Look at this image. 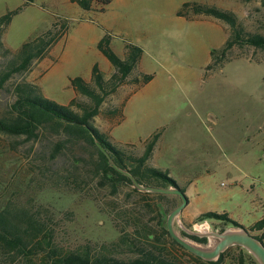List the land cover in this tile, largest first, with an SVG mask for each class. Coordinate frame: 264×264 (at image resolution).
Here are the masks:
<instances>
[{
	"label": "rangeland",
	"instance_id": "obj_1",
	"mask_svg": "<svg viewBox=\"0 0 264 264\" xmlns=\"http://www.w3.org/2000/svg\"><path fill=\"white\" fill-rule=\"evenodd\" d=\"M185 2L231 9L247 30L264 32L262 0H112L104 12L85 10L76 0H0V16L22 7L2 35L12 50L43 32H57L60 25L67 26L42 58L36 59L28 71L16 73L0 90V115L5 114L13 99L15 84L25 80L37 83L43 96L62 104H70L74 95L87 100L85 95L74 92L70 79L80 76L89 81L95 64L106 76L115 71L113 65L105 69L110 61L98 42L109 34L111 48L123 59L129 56L127 44L138 45L143 53L136 69L152 74L154 79L146 93L155 91L158 85L164 88L162 91L177 93V107L187 111L194 121L202 114L207 124H194L188 129L190 138L197 139L195 134L206 137L214 152L209 179L191 181L192 206L198 212H228L245 224L264 214V49L236 44L231 52L214 59L212 50L221 48L230 37L229 24L205 14L190 12L188 18L178 15ZM93 5L94 9L98 7L96 1ZM8 58L1 54L0 64ZM115 103H120L116 93L108 97L105 105ZM142 105L138 103L122 114L117 112L118 123L112 131L104 108L94 124L109 131L117 143L131 142V148L142 153L146 139L154 131L151 127L134 129L150 117L151 110H144ZM50 139L57 138L51 135ZM45 141L0 132V202L14 198L19 204L31 200L46 205L53 213L50 226L56 241L66 248L116 240V212L138 211L142 206L140 193L131 185H123L113 194L110 187L98 186L96 179L90 180L83 191L96 195V201L66 188L37 189L38 182L51 179L58 168L70 161L62 157L43 164L39 155L45 150ZM180 177L182 184L187 183L184 175ZM197 215L182 211L175 220V230L179 234L181 230L219 231L220 224L215 229L211 221L195 223ZM155 223L153 220L150 224L155 227ZM186 238L206 249L216 243L211 237L207 244ZM238 251L232 246L220 264H237ZM173 252L184 260L190 259L192 264H201L181 248L173 247Z\"/></svg>",
	"mask_w": 264,
	"mask_h": 264
},
{
	"label": "trees",
	"instance_id": "obj_2",
	"mask_svg": "<svg viewBox=\"0 0 264 264\" xmlns=\"http://www.w3.org/2000/svg\"><path fill=\"white\" fill-rule=\"evenodd\" d=\"M76 1L85 10L104 12L112 0ZM95 1L98 7L94 9ZM262 2L264 4V0ZM21 9L19 7L0 16V55L9 56L6 63L0 64V90L5 88L16 73L28 71L33 62L42 58L67 28L62 24L57 32L50 29L23 42L18 50H12L5 45L2 35ZM190 12L213 16L229 24L230 37L221 48L212 50L214 59H220L221 53L224 56L231 52L236 44L264 49V32L247 30L233 10L214 4L185 2L178 15L188 18ZM54 24L58 26L57 22ZM98 47L113 64L115 71L106 76L95 64L89 81L80 76L70 79L75 91L88 97L87 100L75 96L70 104H62L43 96L37 83L20 81L14 86L13 99L8 109L0 115V132L25 136L28 140H47L44 143L45 150L39 155L43 164L62 157L70 158L69 163L58 168L51 179L38 182L37 189L66 188L82 194L84 186L96 179L98 186L110 187L113 194H117L123 185H131L135 192L140 193L142 206L131 214L126 211L116 212L113 218L119 232L116 240L101 244L86 242L66 248L56 241L54 228L50 226L53 213L46 205L31 200L19 204L14 198L7 199L0 202V264H19L23 261L27 264H192L190 259L184 260L177 256L173 247L181 248L201 264H220L232 246L216 260L210 261L187 250L171 236L167 226L168 215L181 203V197L177 194L139 190L128 175L112 164L110 157L99 146L103 145L114 163L131 172L141 184L173 186L186 192V186L178 184L167 169L150 162L162 129L145 141L142 153H137L131 148L132 144H116L108 131L94 124L95 117L103 112V108L106 115L113 118H116L117 112L123 113L124 102L105 105L108 97L116 93L119 87L132 84L138 88L152 79V74H143L136 69L143 53L140 46L127 44L129 56L123 59L111 48L110 35L106 34L98 42ZM51 135L56 136V141L50 139ZM84 194L97 200L93 193ZM194 219L195 223L211 221L216 225L215 229L220 224L219 231L229 226L242 225L228 212L214 210L203 211ZM153 220L156 222L155 227L150 224ZM248 229L264 243V216ZM181 235L198 243L209 242V237L194 232L181 230ZM234 247L239 249L237 264H260L245 247Z\"/></svg>",
	"mask_w": 264,
	"mask_h": 264
},
{
	"label": "crops",
	"instance_id": "obj_3",
	"mask_svg": "<svg viewBox=\"0 0 264 264\" xmlns=\"http://www.w3.org/2000/svg\"><path fill=\"white\" fill-rule=\"evenodd\" d=\"M111 65H113L111 62L108 63L105 69H109ZM153 81L154 79H151L149 82L138 88L132 84H124L118 88L116 95L120 103H125V111H127V109H134L138 103L143 104L142 108H144V110H151L150 117L144 120L139 127H134L135 130L151 127V131L154 129L152 132L154 133L155 130L163 127L162 134L153 152L151 163L157 167L167 169L169 175L172 176L178 184L186 186L185 193L189 198V202L183 209V214L197 215L201 212L194 209L189 197L192 185L191 181L194 179H209L212 174L214 152L212 143L209 142L208 144L206 137L200 138V134H195L197 139L190 138L188 129L194 124H201L202 126H207V124L202 114L199 113L198 119L194 121L187 111L180 110V108L177 107V93L171 94L162 91L164 88L161 85H158V88H156L155 91H149L150 93H146V87L152 84ZM123 90L125 92L122 94ZM74 92L76 93L75 89ZM75 96L76 95H74V97ZM134 103L135 105L133 106ZM107 117L109 119V131H112L118 122L115 121V118L111 115H107ZM110 135L112 141L118 145H133L131 142L119 141V143H117L111 133ZM199 165H201V168H198ZM180 175H184L185 179L187 178V183L182 184L180 182ZM263 216L264 214L257 220L261 219ZM257 220L240 224L249 228Z\"/></svg>",
	"mask_w": 264,
	"mask_h": 264
},
{
	"label": "water",
	"instance_id": "obj_4",
	"mask_svg": "<svg viewBox=\"0 0 264 264\" xmlns=\"http://www.w3.org/2000/svg\"><path fill=\"white\" fill-rule=\"evenodd\" d=\"M98 143V140H97ZM99 144V143H98ZM99 146L106 152V154L110 157V160L113 165H115L120 171L124 174L128 175L134 185L142 191H151V192H160L167 194H177L181 197V203L177 205L168 215L167 218V226L168 230L173 238L180 244H182L187 250L192 252L193 254L203 258L204 260H216L220 254L225 251L227 248L235 245H240L245 247L250 253H252L260 264H264V243L261 239L253 235L248 228L243 225L228 227L224 231H208V232H197L202 236H207L216 239L215 245L211 249H206L200 247L199 245L189 241L186 237L179 234L174 227V223L176 218L181 214L183 209L188 205L189 198L185 192H183L178 187H159L152 185H143L141 184L136 177L129 171L119 168L111 158L108 151H106L103 145L99 144Z\"/></svg>",
	"mask_w": 264,
	"mask_h": 264
}]
</instances>
